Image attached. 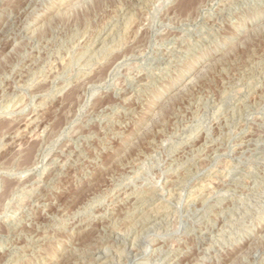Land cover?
Segmentation results:
<instances>
[{"label": "rangeland", "instance_id": "1", "mask_svg": "<svg viewBox=\"0 0 264 264\" xmlns=\"http://www.w3.org/2000/svg\"><path fill=\"white\" fill-rule=\"evenodd\" d=\"M88 263L264 264V0H0V264Z\"/></svg>", "mask_w": 264, "mask_h": 264}, {"label": "bare ground", "instance_id": "2", "mask_svg": "<svg viewBox=\"0 0 264 264\" xmlns=\"http://www.w3.org/2000/svg\"><path fill=\"white\" fill-rule=\"evenodd\" d=\"M32 11V10H31ZM237 93H238V91H237ZM47 107V106H46ZM109 107V106H108ZM45 109V108H44ZM42 116V115H41ZM40 117V116H39ZM39 119V118H38ZM41 119H42V117H41ZM35 120V119H34ZM39 121V120H38ZM37 121V122H38ZM31 123V122H30ZM37 124V123H36ZM37 126V125H36ZM26 127V126H25ZM28 127V126H27ZM24 133V132H23ZM30 134V133H29ZM18 135H20L19 133H18ZM17 136V135H16ZM247 139V138H246ZM30 140V139H29ZM245 141V140H244ZM242 144H243V142H242ZM243 146V145H242ZM248 146V145H247ZM244 151V150H243ZM33 165V164H32ZM37 165V164H36ZM50 167V166H49ZM48 167V168H49ZM58 168V167H57ZM47 169V168H46ZM42 170V169H41ZM45 170V169H44ZM43 170V171H44ZM46 174V173H45ZM37 177V176H36ZM40 178V177H39ZM52 178V177H51ZM49 179V178H48ZM47 180V179H46ZM169 180V179H168ZM33 181V180H32ZM43 181V180H42ZM166 181V180H165ZM172 181V180H171ZM212 182V181H211ZM55 183V182H54ZM169 183V182H168ZM216 183V182H215ZM59 184H60V182H59ZM40 185V184H39ZM171 185V184H170ZM209 185V184H208ZM33 186V185H32ZM34 186H36V185H34ZM162 186V185H161ZM160 186V187H161ZM169 186V185H168ZM42 187V186H41ZM158 188V187H157ZM205 188V187H204ZM53 189V188H52ZM29 190V189H28ZM165 190V189H164ZM167 190V189H166ZM27 191V190H26ZM53 191V190H52ZM210 191H211V189H210ZM208 192V191H207ZM212 192V191H211ZM152 193V192H151ZM159 193V192H158ZM167 193H168V191H167ZM198 193V192H197ZM52 194V193H51ZM125 194V193H124ZM192 194V193H191ZM208 194V193H207ZM212 194V193H211ZM129 195V194H128ZM155 195V194H154ZM198 195V194H197ZM29 196V195H28ZM202 196V195H201ZM208 196H210V195H208ZM208 196H206V197H208ZM151 197H153V196H151ZM158 197H159V195H158ZM133 198V197H132ZM135 199V198H134ZM150 200V199H149ZM194 200V199H193ZM34 201V200H33ZM138 201V200H137ZM48 207V206H47ZM42 210H43V208H42ZM46 212V211H45ZM144 212H146V211H144ZM40 213V212H39ZM146 215V214H145ZM151 215V214H150ZM10 216V215H9ZM44 216V215H43ZM7 217V216H6ZM146 217V216H145ZM152 218V217H151ZM12 219V218H11ZM145 219V218H144ZM142 220V219H141ZM140 221V220H139ZM145 221V220H144ZM148 221V220H147ZM46 223V222H45ZM78 223V222H77ZM133 223V222H132ZM141 223V222H140ZM35 226V225H34ZM38 227V226H37ZM73 227V226H72ZM151 227V226H150ZM135 229V228H134ZM109 232V231H108ZM203 232H204V230H203ZM140 233V232H139ZM255 233V232H254ZM105 237V236H104ZM116 238V237H115ZM103 240V239H102ZM100 246V245H99ZM130 247V246H129ZM75 249V248H74ZM106 249V248H105ZM130 249V248H129ZM73 250V249H72ZM82 250V249H81ZM108 250H111V249H108ZM124 250V249H123ZM70 251V250H69ZM106 251V250H105ZM126 252V251H125ZM137 252V251H136ZM130 253V252H129ZM142 253V252H141ZM72 254V253H71ZM120 254V253H119ZM118 254V255H119ZM128 254V253H127ZM127 254H125V255H127ZM137 254V253H136ZM77 255V254H76ZM133 255V254H132ZM63 256V255H62ZM117 256V255H116ZM121 256V255H120ZM134 256V255H133ZM178 256V255H177ZM97 257V256H96ZM134 257H136V256H134ZM120 258V257H119ZM118 258V259H119ZM132 260V259H131ZM107 261V260H106ZM117 261V260H116ZM69 262V261H68ZM104 262V261H103ZM109 262H111V260L109 261ZM52 263V262H51ZM92 263V262H91ZM89 264V263H88Z\"/></svg>", "mask_w": 264, "mask_h": 264}]
</instances>
